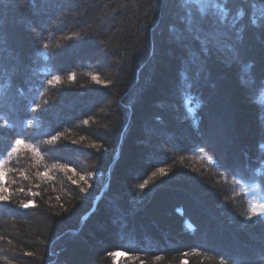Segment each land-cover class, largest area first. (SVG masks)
Masks as SVG:
<instances>
[{"label": "trees", "instance_id": "16d2710c", "mask_svg": "<svg viewBox=\"0 0 264 264\" xmlns=\"http://www.w3.org/2000/svg\"><path fill=\"white\" fill-rule=\"evenodd\" d=\"M226 7L244 10L241 63L213 50L198 72L177 0H0V151L20 137L43 156L9 165L27 178L6 177L0 264H264V217L247 219L264 203V4Z\"/></svg>", "mask_w": 264, "mask_h": 264}, {"label": "snow or ice", "instance_id": "6c2138e0", "mask_svg": "<svg viewBox=\"0 0 264 264\" xmlns=\"http://www.w3.org/2000/svg\"><path fill=\"white\" fill-rule=\"evenodd\" d=\"M177 2L178 7L181 9L179 19L185 23V29L177 32L176 28L173 27L172 31L176 32L177 40H185L187 36L198 45L195 49L186 46L189 64L198 63L200 65L198 72H202L207 57L213 50L218 52L227 64L241 63L237 44L242 39L245 26L241 25L237 28V23H239L240 18L244 15L243 9H240L237 14L232 17V22H229L230 9L226 7L229 0H222V2H218V0H177ZM255 3L264 4V0H253V4ZM250 23L257 28H264V11H262L259 16H253ZM44 47L47 48V45ZM251 67V64L242 65L240 79L245 85L254 82ZM69 79L74 80V75L69 76ZM92 79L98 81L97 76H93ZM53 80L59 82L60 77L55 76ZM53 80H49L48 83L51 85ZM261 90L264 91V85H262ZM33 111H35V109H33ZM84 123L86 124L87 121ZM3 127H8L7 121L4 122ZM57 139L58 137L53 136L48 143L52 144ZM261 148L264 149V145H261ZM21 151L32 153L36 157L37 162L43 159L38 148L32 143H29L26 139L20 137L14 138L5 150L0 151V200H7L9 198L7 195H4V193L7 192L6 177L9 172L18 171L27 178L22 170L9 167L13 161V157H18ZM200 151L203 152V148H201ZM70 170L73 172L75 171L74 169ZM159 171L161 175L164 174L163 169ZM37 175L47 177L48 173H37ZM80 178L84 180L83 176ZM73 183H76V181H73ZM144 186V184H141L140 188L143 189ZM22 190L23 189H21V191ZM24 207H28V204H24ZM253 217H256L258 220L264 217V203H250V215L247 219L251 220ZM120 254L122 253H114V255Z\"/></svg>", "mask_w": 264, "mask_h": 264}, {"label": "rangeland", "instance_id": "374dc122", "mask_svg": "<svg viewBox=\"0 0 264 264\" xmlns=\"http://www.w3.org/2000/svg\"><path fill=\"white\" fill-rule=\"evenodd\" d=\"M121 256V254L120 255H116V261L118 260L117 258H119Z\"/></svg>", "mask_w": 264, "mask_h": 264}]
</instances>
